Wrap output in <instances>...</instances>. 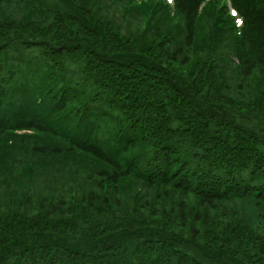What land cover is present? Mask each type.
<instances>
[{
	"label": "trees",
	"instance_id": "trees-1",
	"mask_svg": "<svg viewBox=\"0 0 264 264\" xmlns=\"http://www.w3.org/2000/svg\"><path fill=\"white\" fill-rule=\"evenodd\" d=\"M174 3L0 0V264H264V0Z\"/></svg>",
	"mask_w": 264,
	"mask_h": 264
},
{
	"label": "rangeland",
	"instance_id": "rangeland-1",
	"mask_svg": "<svg viewBox=\"0 0 264 264\" xmlns=\"http://www.w3.org/2000/svg\"><path fill=\"white\" fill-rule=\"evenodd\" d=\"M142 32H143V30H142ZM17 133H23L24 134V133H28V132H17Z\"/></svg>",
	"mask_w": 264,
	"mask_h": 264
},
{
	"label": "snow or ice",
	"instance_id": "snow-or-ice-1",
	"mask_svg": "<svg viewBox=\"0 0 264 264\" xmlns=\"http://www.w3.org/2000/svg\"><path fill=\"white\" fill-rule=\"evenodd\" d=\"M234 15H235V13H234Z\"/></svg>",
	"mask_w": 264,
	"mask_h": 264
}]
</instances>
